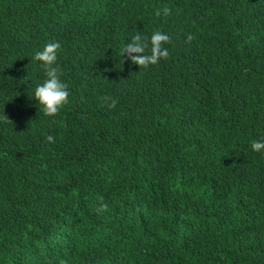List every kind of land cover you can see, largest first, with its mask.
Listing matches in <instances>:
<instances>
[{
    "label": "trees",
    "instance_id": "trees-1",
    "mask_svg": "<svg viewBox=\"0 0 264 264\" xmlns=\"http://www.w3.org/2000/svg\"><path fill=\"white\" fill-rule=\"evenodd\" d=\"M154 31L167 60L120 55ZM262 137L264 0H0V264H264Z\"/></svg>",
    "mask_w": 264,
    "mask_h": 264
},
{
    "label": "clouds",
    "instance_id": "clouds-1",
    "mask_svg": "<svg viewBox=\"0 0 264 264\" xmlns=\"http://www.w3.org/2000/svg\"><path fill=\"white\" fill-rule=\"evenodd\" d=\"M161 12L164 16L171 15V8L165 6L162 10H157L156 15L160 16ZM194 37H187L190 43ZM171 42V38L161 31H154L150 37L137 33L131 37V42L127 43L120 52L123 57L127 53V58L140 69H146L149 66L157 65L161 60L169 58V51L165 44ZM61 49L59 42L47 43L41 51L35 53V60L39 61L46 76L42 84L36 86L34 90V99L40 106V111L45 116H56L60 110L69 103V86L62 81V71L57 65L58 53ZM102 106L107 105L108 108L114 109L117 101L111 97H101ZM111 101V103H109ZM47 141L55 142V138L51 135L47 136ZM251 148L255 152L264 150V137L260 140H253ZM108 205L101 203L96 209L97 212L107 211Z\"/></svg>",
    "mask_w": 264,
    "mask_h": 264
}]
</instances>
